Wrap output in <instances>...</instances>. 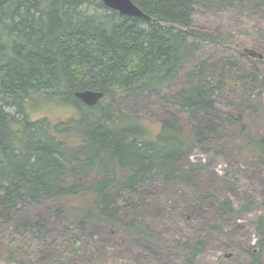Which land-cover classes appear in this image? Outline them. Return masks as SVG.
I'll use <instances>...</instances> for the list:
<instances>
[{
	"label": "trees",
	"instance_id": "1",
	"mask_svg": "<svg viewBox=\"0 0 264 264\" xmlns=\"http://www.w3.org/2000/svg\"><path fill=\"white\" fill-rule=\"evenodd\" d=\"M250 1L264 10V0ZM133 2L149 18L121 14L99 0H0V222L12 233H31L33 245H47L51 217L44 209L52 203L63 232L50 243L53 250L67 254L69 240L81 254L80 237L111 223L154 238L144 221L121 214V201L136 206L133 199L138 203L159 183L192 186L196 169L179 164L195 143L180 118L163 119L156 130L121 106L135 111L140 97L165 91L163 97L192 119L218 117L215 94L228 77L220 74L216 87L205 62L191 67L202 42L220 41L196 25L197 8L242 0ZM181 79L187 82L179 85ZM83 90L104 95L89 106L75 95ZM39 99L71 112L34 117ZM205 132L215 133L214 123L195 124L192 134L202 140ZM250 142L264 159V138ZM260 206L256 230L263 236L264 200ZM221 207L232 210L230 200ZM251 207L249 201L242 210ZM21 244L15 237L7 247ZM185 246L189 263L204 251L203 240ZM257 246L252 264L260 262ZM102 254L84 256L82 264ZM40 260L31 252L23 263Z\"/></svg>",
	"mask_w": 264,
	"mask_h": 264
},
{
	"label": "rangeland",
	"instance_id": "2",
	"mask_svg": "<svg viewBox=\"0 0 264 264\" xmlns=\"http://www.w3.org/2000/svg\"><path fill=\"white\" fill-rule=\"evenodd\" d=\"M196 25L220 37L218 42H202L191 64L197 68L205 62V73L216 87L220 74L228 77L215 94L218 117L198 115V120L192 119L163 97L165 91L140 97L135 111L126 103L121 106L122 111L135 112L156 130L161 120L178 116L194 139L193 153L179 164L196 169L190 188L177 182L166 187L159 183L151 193L142 192L139 204L133 199L136 206L121 201V214L126 219L144 221V228L154 238L133 236L129 228L111 223L95 235L80 237L81 254L69 240L67 254L53 250L50 243L63 232L52 216L54 210L50 209H56L52 203L44 209L51 217L47 245H33L31 233H12L0 222V264H24L31 252L41 259L38 264H82V257L96 258L100 253L104 254L94 264H252L250 251L256 245L259 264H264V235L256 230V217L264 200V159L250 142L264 138V10L250 0L233 7L201 6L197 8ZM185 82L181 79L178 84ZM37 104L41 107L34 117L63 118L71 112L43 99ZM208 122L216 126L215 133L205 132L202 140L192 134L195 124L206 127ZM225 200H230L232 210L221 207ZM249 201L251 209L243 211ZM15 237H20L22 244L8 248ZM198 240L204 241V251L189 263L185 245Z\"/></svg>",
	"mask_w": 264,
	"mask_h": 264
},
{
	"label": "water",
	"instance_id": "3",
	"mask_svg": "<svg viewBox=\"0 0 264 264\" xmlns=\"http://www.w3.org/2000/svg\"><path fill=\"white\" fill-rule=\"evenodd\" d=\"M102 1L107 7L114 9L121 14L149 18L134 2L133 0H99ZM75 95L89 106L95 105L103 98V92L95 90L76 91Z\"/></svg>",
	"mask_w": 264,
	"mask_h": 264
}]
</instances>
